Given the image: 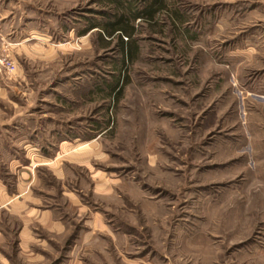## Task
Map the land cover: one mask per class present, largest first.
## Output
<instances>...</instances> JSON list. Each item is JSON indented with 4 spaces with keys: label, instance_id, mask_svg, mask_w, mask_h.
I'll return each instance as SVG.
<instances>
[{
    "label": "rangeland",
    "instance_id": "rangeland-1",
    "mask_svg": "<svg viewBox=\"0 0 264 264\" xmlns=\"http://www.w3.org/2000/svg\"><path fill=\"white\" fill-rule=\"evenodd\" d=\"M0 2L46 38L0 37V264H264V0H164L124 66L101 1Z\"/></svg>",
    "mask_w": 264,
    "mask_h": 264
},
{
    "label": "trees",
    "instance_id": "trees-1",
    "mask_svg": "<svg viewBox=\"0 0 264 264\" xmlns=\"http://www.w3.org/2000/svg\"><path fill=\"white\" fill-rule=\"evenodd\" d=\"M106 6L100 10L101 20L93 22L88 19L89 24L80 33H85L93 28L100 30V38L109 41L117 38L122 52L121 64L124 66L126 60L132 58L136 53V44L132 40L135 31V21L152 22L157 12L165 8L164 0H97ZM173 12H176L175 10ZM120 76L112 83L107 84L109 93L114 100H118L122 86Z\"/></svg>",
    "mask_w": 264,
    "mask_h": 264
},
{
    "label": "crops",
    "instance_id": "crops-1",
    "mask_svg": "<svg viewBox=\"0 0 264 264\" xmlns=\"http://www.w3.org/2000/svg\"><path fill=\"white\" fill-rule=\"evenodd\" d=\"M8 1L9 0H4V3ZM36 18L37 17H35V19L33 17L28 18L25 3H15L13 5L7 3L3 4V2H0V37L5 33L4 29L6 27H9L11 31L12 29L13 31L17 30V32H12L13 34L11 33V35H13L12 37H18L19 42H17V44L21 45L24 50L26 48V44H29L30 42L33 44H37L38 38H40L39 40L46 38L41 37L42 34L40 33L39 27H35V25L37 24ZM12 21H14V24L12 23ZM70 30H72V28H70L67 32H69ZM86 33L87 32H79V34L82 36L86 35ZM17 75L22 77V75L19 73ZM79 159L80 161L83 160V158L81 157H79ZM10 200L11 198H8L7 202Z\"/></svg>",
    "mask_w": 264,
    "mask_h": 264
},
{
    "label": "built area",
    "instance_id": "built-area-1",
    "mask_svg": "<svg viewBox=\"0 0 264 264\" xmlns=\"http://www.w3.org/2000/svg\"><path fill=\"white\" fill-rule=\"evenodd\" d=\"M16 69L14 61L6 56H0V74H12Z\"/></svg>",
    "mask_w": 264,
    "mask_h": 264
}]
</instances>
